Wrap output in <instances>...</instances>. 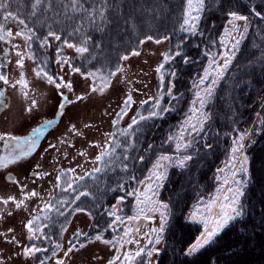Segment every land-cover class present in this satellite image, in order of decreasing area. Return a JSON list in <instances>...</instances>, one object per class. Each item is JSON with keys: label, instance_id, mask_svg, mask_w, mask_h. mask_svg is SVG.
I'll use <instances>...</instances> for the list:
<instances>
[{"label": "trees", "instance_id": "obj_1", "mask_svg": "<svg viewBox=\"0 0 264 264\" xmlns=\"http://www.w3.org/2000/svg\"><path fill=\"white\" fill-rule=\"evenodd\" d=\"M33 3L34 0H9L8 10L18 14L36 33L39 39L31 41V51L35 61L49 73L54 69L55 58L65 54V40L88 48L83 56L70 59L72 68L83 74L116 72L123 57L138 51L140 42L148 36L152 40L167 36L170 47L165 55L173 56L162 62L164 90L159 97L140 107L135 117L138 123L132 128L129 125L133 120L125 127L115 128L112 147L107 150L110 155L100 163L101 171L83 177L71 188L70 173L61 177V190L51 200V211L46 213L49 225L57 228V240L78 207L92 217V226L81 241L92 240L97 234L104 240H113L117 232L109 226L114 221L110 211L122 198L119 213L124 217L134 214L137 201L132 193L139 192L158 157L163 154L178 160L191 155L183 167L171 165L159 194L160 203L168 204L171 214L157 264H264V19L252 11L255 8L264 14V0H205L195 34L179 30L186 0H77L75 11L72 0H43L32 15ZM229 10L249 18L248 30L205 104L207 119L203 129L191 135L187 132L184 140L191 146L177 152L176 139L165 141L169 136L180 135L210 58L221 53ZM50 31L60 35L61 40L52 48L54 51L46 53L41 40L50 38ZM176 51L181 55L174 56ZM157 102L169 111L139 120L155 111ZM125 132L128 135H123ZM245 132L250 177L241 201L244 215L232 220L206 247L188 255L189 247L203 233L202 224L193 221L192 214L222 190L221 170L228 166L233 141ZM124 165L127 171L123 170ZM80 192L89 195L76 200ZM145 260L142 256L137 264H145Z\"/></svg>", "mask_w": 264, "mask_h": 264}, {"label": "rangeland", "instance_id": "obj_2", "mask_svg": "<svg viewBox=\"0 0 264 264\" xmlns=\"http://www.w3.org/2000/svg\"><path fill=\"white\" fill-rule=\"evenodd\" d=\"M243 23L242 21L237 22L240 26H242ZM5 27L9 29L13 35L7 37L5 34V39L0 40V65H3V67H0V74H6L9 80V84L7 85L0 81V92L3 93V96L0 97V100H2V104H0V135L6 137L16 136L19 137L21 141H24L34 138V129H43L42 134L35 137V147L31 145H21V147L25 148V151H27L28 148H31V151L28 152L26 156L19 157L15 161L16 163L11 167L13 173H17L21 177L26 178L25 185L27 191L21 193L19 189L21 183H17V185L7 184L4 178L0 176V199L2 200L3 198L6 200L9 197H18V201L23 200V204L20 208L11 207L13 203L11 200L8 204H2L1 202V209H5L1 221L3 222V219L6 220V224L2 229L7 230L10 228L12 230L11 232L14 233L12 239L17 237L19 239L17 241L18 243L22 242L25 244L30 240L29 233L25 228V221L31 215L43 213L44 211L42 210L45 208V205L50 204L51 200L59 194L61 190V180L59 186H57V176L61 175V173H70L71 182L72 185H74L81 180L80 177H86L94 173V169L100 166L97 157L101 152L109 149L108 145L110 141L111 144L113 143L115 128L118 125L125 127L136 117L141 106L145 105L150 100H156L157 97H159V93L164 90L161 70L157 72V68L165 61L164 57L166 50L170 47V39L160 40V43H155V39L144 40L140 45L141 48L135 51L138 54H133V52L126 56L127 59L123 58L121 66L119 67L122 71H116L115 75H107L102 72H91L97 74L95 77L83 74L81 71H74L70 59L81 57L83 54L78 53L74 47H66L65 54L55 58L56 63L52 73L45 71L55 78H62L63 82L71 83L72 89L68 90L63 86L57 89L55 86L47 83L45 78H38L36 76L35 70L43 68V64H38L35 61V56L30 46L31 41L26 43L22 36L15 35L17 32L26 31L24 26L9 20ZM231 28V24L228 23L226 29L231 30ZM232 35L235 36L236 34L232 33ZM223 38L225 43L222 44L220 55L215 54L210 58V61L215 59L220 65L224 63V59L221 57H225L227 53L234 58L241 44L240 42L238 47L233 49L231 44L235 41L232 39V36H225L224 34ZM59 41L54 37L48 38V43L43 46V50L46 53H51L54 51L52 48H55ZM17 52L23 53V68H19L16 63L17 60L20 59V57L17 56ZM57 60L67 62L57 63ZM230 65L231 63L229 66ZM213 68H215V65H213ZM21 74H23L27 82L26 89H23L19 84H17L16 87H12V84H15L20 79ZM100 75L108 80L107 87L102 88L99 79ZM214 75L215 73L213 71L212 76ZM223 77L224 75L212 86L213 91L217 88V85ZM94 85L98 89L97 91H92ZM203 87L204 86L199 85V91H202ZM101 88L102 90H100ZM24 91L27 92V96L23 94ZM129 95L132 98V103L125 108L124 101ZM81 96L84 97V99L77 100V97ZM64 97L67 99L64 100ZM32 101H35L34 107L32 106ZM61 102L65 103L63 115H60L59 111ZM195 106L199 108L198 103ZM192 107L193 105L190 108L189 116L192 115ZM29 108H31V111L28 110ZM204 108L200 109V112L206 115ZM197 115H199V113H197ZM47 121H51L52 123L46 125L45 122ZM113 121H117V123L114 125ZM192 122H195V118ZM72 126H75L77 132L80 133L79 135L69 131ZM185 127L186 125L182 128ZM187 132H189L190 135L197 133L189 130L185 132L184 136ZM6 142L10 145L9 148L5 147ZM14 143L13 141L0 140V154L3 153L4 148L11 150ZM81 153H83V155H81ZM243 155L247 156L245 149L243 150ZM247 157L248 173L247 175L239 174L237 179L247 181L250 177L249 156ZM171 160V163L166 164V174L164 180L161 182L162 186L167 179L166 177L171 165L178 164L177 159L171 158ZM230 161L231 158L227 163L228 166L223 170V180L225 177L231 176V173L228 171ZM187 163L188 161L185 164ZM38 170L44 175H42L39 180L33 182L28 171ZM158 171L165 172V168H160ZM149 184L152 185L151 190L148 191L150 202H145V197L143 195L140 196L139 203L136 198L137 202L136 209L133 211L134 214L129 217L122 216L119 213L121 210V202L117 203L114 207L117 209L116 216L122 218V222H117L114 218L112 223L114 226L111 227L112 231L117 232L114 239L111 240L115 242L114 244H104L95 239L81 241V239L85 238L84 234H87L92 226V217L86 211L75 212L72 220L66 225L63 232H59L58 241L62 240L63 243L60 245V248H56L57 253H55L52 264H55L56 261H62L63 264H109V261L117 255H119L121 259L117 260L116 264H126V262L123 261L124 254L127 252L134 253L138 249L144 248L145 245H147L145 253L153 247L157 249L150 257L146 254L142 255L146 257L145 264H157L164 245V233L161 234L159 244H148V240L150 238L154 239L151 229L159 228L160 225L159 211H153V209L158 207L156 202L160 203L159 194L161 193L162 186L156 188L155 178L153 177L150 180L148 174L139 188V193H144ZM222 186V190L212 200L215 201V207L208 210L207 205L210 203L209 202L195 209V213H197L196 221L199 222L202 215H207L209 217L215 216L219 212V204L223 202V197L225 195L231 196L228 192V188L233 186L231 181L229 180L228 184L223 182ZM32 191H35L38 195L25 198L27 194ZM218 196L220 199H216ZM242 199L243 197H241V201ZM9 213L11 214L9 215ZM1 221L0 223H2ZM202 226V232H204V225L202 224ZM211 226V219L209 218V227ZM54 227L56 232L57 228L56 226ZM125 229H128L127 235H125ZM77 233L81 235L77 237ZM219 233H221V231ZM218 234L212 238V241ZM8 237H11V235H8ZM71 240L72 243H70ZM79 244H83L84 247H80ZM72 245H75V247L71 252H68V249L72 247ZM142 256L137 257L131 264H137ZM18 264L24 263L18 261ZM26 264H28V261H26Z\"/></svg>", "mask_w": 264, "mask_h": 264}, {"label": "snow or ice", "instance_id": "obj_3", "mask_svg": "<svg viewBox=\"0 0 264 264\" xmlns=\"http://www.w3.org/2000/svg\"><path fill=\"white\" fill-rule=\"evenodd\" d=\"M43 0H34V3L32 4V15L36 14V9L42 4ZM72 4H73V11L76 10V8L79 6L77 3V0H72ZM9 0H0V15H2L3 17V23H0V40H4L5 39V34L7 37H11L13 35V33L9 30L6 29L5 25L7 24V22L9 20L14 21L16 23H18L19 25H23L24 29H26V31H21V32H17L15 35L16 36H22L25 39V42L28 43L30 41H32L34 38L39 39L38 37H36V33L29 28L28 24L25 23V20L20 18L18 14H14L12 11H9ZM204 6H205V0H186V10L184 12V18H183V22L180 26V31H187V32H191L193 34H195L196 32V28H197V22L200 20V14L204 11ZM252 11L255 12V15L261 17L262 19H264V14H262L260 11H256L255 8L252 9ZM227 15L229 16V24H231L232 28L231 30L226 29L225 30V36H232V39L235 41L234 43L231 44V47L233 49L237 48L240 40L243 38V34L247 32L248 30V22H249V18L245 15L240 14L238 11H232L229 10ZM101 16H103V13L101 12ZM244 22L242 26L238 25L237 22ZM232 33H235L236 35L233 36ZM48 36L54 37L56 40H61L60 35H57L54 32H49ZM239 37V38H237ZM148 40H152L153 37L148 36L147 37ZM164 39H168V37H164ZM155 43H160L161 41L159 39H156L154 41ZM48 43V39L47 37H45L43 40H41V46L43 47L44 45H46ZM64 43L67 45V47H75L76 51L80 54H84L86 52H88V48L86 46H80V47H76L75 45L69 43L67 40L64 41ZM140 43H143V41H141ZM225 40L222 37L221 38V44H224ZM84 45L87 44V40H85L83 42ZM177 48H179V45H177ZM133 54H138L136 52H134ZM181 52L180 51H176L174 53V56H180ZM17 56L20 57V59L17 60V65L19 68H23L24 67V58H23V53L21 52H17ZM124 59H127V57H123ZM222 59H224V63L223 65L218 64L215 59H213L212 61H210L209 64V68L205 69L203 77L200 79L199 81V85L200 86H204L202 91H198L196 93V100H194L193 103V107L191 109L192 115L188 117V119H186L184 121V125H186L185 128H182L180 130V135L176 138H174L173 136H169L168 140L165 141V143L167 142H171L173 141V139H176V151L179 152L182 148L187 149L188 147H190L191 145L184 140V134L186 131H193V132H198L201 131L203 129V124L205 122V120L207 119L206 115L203 112H200V109H203L205 104L207 103L208 99L212 96L213 93V87L216 83L217 80L222 77L225 73V71L227 70L229 64L231 63L232 60V55H228L227 53L225 54V57H221ZM165 61H170L171 59H173V56H168L165 55L164 57ZM61 62H67V61H61V60H57V63H61ZM185 63H187V60L184 61ZM213 65H215V68H213ZM0 67H3V65H0ZM163 67V64H161L160 67L157 68V72H159L161 70V68ZM74 71L79 72L80 69H74ZM116 71H122V69H120L119 67L116 69ZM214 71L215 75L212 76V72ZM36 76L38 78H45L47 83L55 86L57 89H60L62 86L67 88L68 90L72 89V85L71 83H67V82H63L62 78H55L53 75L47 73L45 71L44 68H38L35 70ZM116 72H111L110 75H115ZM172 75L174 76L175 73H172ZM88 76H97L96 73H88ZM211 76V79H210ZM99 79L101 81V85L102 88L103 87H107L108 86V80L103 77L102 75L99 76ZM0 81H2L5 85L9 84V80L6 74H0ZM207 82V83H206ZM17 84H19L23 89L27 88V82L24 79L23 74H21L20 79L15 83L12 84V87H16ZM102 88L100 90H102ZM98 89L95 87V85L92 87V91H97ZM23 94L25 96H27V92L24 91ZM63 95V94H62ZM169 95H171V92L169 91ZM3 96V93L0 92V97ZM64 100H66L67 98L64 97ZM84 97H77V100H83ZM132 103V98L129 95L127 97V99L124 101V107L126 108L127 106H129ZM199 104V108H197L195 105ZM0 104H2V100H0ZM32 106H35V101H32ZM65 107V103L61 102V104L59 105V111H60V115H63V109ZM154 108L156 109L155 111L151 112L149 114L148 117L145 116H140L139 120H147L151 117H158L161 115L162 112H167L169 111V109L167 108H161L159 105V102H157L154 105ZM29 111H31V108L28 109ZM197 113H199V115H197ZM195 118V122H192L193 119ZM52 122L51 121H47L45 122L46 125H50ZM117 123V121H113V124L115 125ZM138 120L136 118H133L132 124L129 125V128H132L133 125L137 124ZM43 129H34L33 133H34V138L32 139H26L24 141H21L19 137L16 136H4V135H0V140H6V141H13L14 146L11 147V150L9 152V154L7 155V157H0V167L5 166L6 163L8 162H15L19 157L22 156H26L28 152L31 151V148H28L27 151H25L24 147H21V145H31L32 147H35V137H38L40 134H42ZM69 131L73 132L74 134L79 135L80 133L77 132V130L75 129V126H72V128L69 129ZM123 135H128L127 132L123 133ZM248 136V133L245 132L241 135H239L238 139L233 141L234 146L231 149V153H232V157H231V161H230V166L228 168V171L231 173L230 177H225L224 179V183L228 184L229 180L232 183V187L228 188V192L231 194V196L229 195H225L223 197V202L219 204V212L215 215V216H207V215H202L200 217L199 222L202 223L204 225V232L201 234V236L196 239L195 243H193L188 251L187 254L188 255H192L193 253H195L196 251H198L199 249L203 248L205 245L209 244L212 241V238L215 237L224 227H226L230 221L235 220L237 218H240L244 215V211H243V205L241 203V197L244 196V189L247 187V181L242 180V179H237V176L239 174H244L247 175L248 173V168H247V164H248V157L246 155H243V150L246 147V144L244 143L246 137ZM181 141H183V143H181ZM118 146V145H117ZM5 147L9 148L10 145L6 142L5 143ZM112 144L111 141L109 142L108 148H111ZM151 147V145H150ZM81 155H83V153H81ZM106 155H110V153L108 151H103L101 152V154L97 157V161L100 163H104V157ZM242 157V159H241ZM124 159H128L127 156L124 157ZM139 159H142V157H139ZM192 157L191 155H185L183 156L182 159L178 158V164L177 166L183 167L184 164L188 161L191 160ZM172 160L169 156L167 155H160L158 157V159L156 160L155 164L153 165V168L151 170V172L149 173V179L151 180L153 177L155 178L156 184L155 187L159 188L161 187V182L164 180L165 178V174H166V164L167 163H171ZM160 168H165V172H160L158 171V169ZM123 170L127 171V165L123 166ZM74 171V170H71ZM101 171L100 168H96L94 169V172L99 173ZM223 171V170H221ZM64 175V173H61V175L57 176V186H59L60 184V180L61 177ZM37 176H39V174L37 173ZM10 180V182L12 183H17V181H15L12 177L8 178ZM80 179H83V177H80ZM134 179V177H133ZM68 187L71 188L72 184L68 183ZM121 189L123 188V185L119 186ZM152 185L149 184L144 193H139L136 192L135 190L133 191L132 194H134L137 198L138 203L140 202V196L143 195L145 197V202H150V198L148 197V191L151 190ZM67 190V189H65ZM115 190V189H112ZM155 194V193H153ZM38 193H36L35 191H32L30 193L27 194V196L25 198H31V197H35L37 196ZM89 193L88 192H80L75 199L79 200L81 196H88ZM216 199H220V197L218 196ZM12 201L13 203H15L17 208H20L23 204V200L21 201H16L14 197H9L6 200H3L2 202L4 204H8L9 201ZM119 202H122V198ZM62 203H66V202H62ZM158 207L156 209H153V211H159V216H160V225L159 228H153L151 229L152 234L154 235V239L150 238L148 240V244H159L160 240H161V234L164 232L165 230V225L167 223L168 220V216L171 214V210L169 209L168 204L165 203H159L156 202ZM215 201L210 202L207 205V209L211 210L213 207H215ZM52 205L51 204H46L45 208L42 211H51ZM116 208H113L110 211V215L114 216L115 221L117 222H122V218L119 216H116ZM59 211V210H58ZM76 211H85V209L83 208H77ZM143 211V210H141ZM11 213H9L10 215ZM60 215H64L63 212H59ZM192 218L193 220H195L197 218V213H193L192 214ZM209 218L211 219V224L212 226L209 227ZM38 218H34L33 220L28 221V223L25 225L28 233H29V239L30 240H35L38 239L39 237L36 235L38 232H42V229L40 228V226L35 224V220ZM44 219H48L47 215H45ZM110 227H114L113 225H109ZM9 231H12L11 229H9ZM128 234V229H125V235ZM77 237H79L81 234L77 233L76 234ZM85 236L87 234H84ZM91 239V238H90ZM96 241H101L104 244H114V241H110V240H104L103 237L99 234H97L94 238ZM71 243V242H70ZM122 246V245H121ZM75 247V245H72V247H70L68 249V252H71L72 249ZM80 247H84L83 244H80ZM56 248H60L59 244H56ZM147 248V245H145L144 248H140L137 251H135L134 253L132 252H127L124 254L123 256V261L126 262V264H131L132 261H134L137 257H141L142 255L146 254L148 257H150L152 255L153 252H156L157 249L155 247H153L151 250L147 251L145 253V249ZM41 251L40 248L38 247H28L24 249V253L25 255H28L30 253L34 254L35 252ZM121 257L119 255L115 256L112 260L109 261V264H116L117 260H120ZM43 264V262H42ZM57 264H63L62 261H57Z\"/></svg>", "mask_w": 264, "mask_h": 264}, {"label": "flooded vegetation", "instance_id": "obj_4", "mask_svg": "<svg viewBox=\"0 0 264 264\" xmlns=\"http://www.w3.org/2000/svg\"><path fill=\"white\" fill-rule=\"evenodd\" d=\"M9 152V149L4 148L3 153L0 154V157L7 156ZM14 163L16 162H8L5 166L0 167V176L4 178L7 184L17 185V183H21L22 185L20 184L19 189L21 193H24L27 191L25 185L26 178L21 177L17 173H13L11 167ZM28 173L32 177L33 182L39 180V178L44 175L39 170L28 171ZM37 173L39 174V176H37ZM9 177H12L15 181H17V183L10 182V180L8 179ZM3 200V198L2 200L0 199V221L2 220L1 217L3 218V212L5 211L4 208L1 209ZM15 200L18 201L19 198L17 197L15 198ZM11 207H16L15 203H12ZM47 212L44 211L40 214L31 215L25 221L26 225L28 221L33 220L34 218H38L35 220V224L40 226V228L42 229V232H38L36 234L39 237L38 239L29 240V242L25 244H23L22 242L18 243L17 241L19 239L17 237H15V239H12V235H14V233L9 231L10 228H8L7 230L2 229V227L6 224V220L3 219V222L1 221L2 223H0V264H18V261H22L24 264H26V261H28V264H42V262L43 264H52L55 253H57L56 244L61 245L63 242L62 240L58 241L55 237V227L53 225H49V218L44 219L45 215H47ZM8 235H11V237H8ZM33 246L40 248L41 251L35 252L34 254L30 253L28 255H25L24 249ZM55 264H57V261L55 262Z\"/></svg>", "mask_w": 264, "mask_h": 264}]
</instances>
